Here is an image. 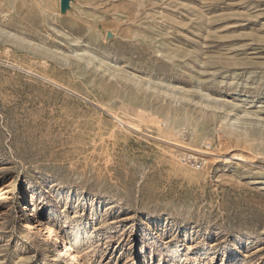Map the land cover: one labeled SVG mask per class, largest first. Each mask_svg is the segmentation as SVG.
Wrapping results in <instances>:
<instances>
[{"label": "rangeland", "instance_id": "obj_1", "mask_svg": "<svg viewBox=\"0 0 264 264\" xmlns=\"http://www.w3.org/2000/svg\"><path fill=\"white\" fill-rule=\"evenodd\" d=\"M65 5L0 0V264H264V0Z\"/></svg>", "mask_w": 264, "mask_h": 264}, {"label": "bare ground", "instance_id": "obj_2", "mask_svg": "<svg viewBox=\"0 0 264 264\" xmlns=\"http://www.w3.org/2000/svg\"><path fill=\"white\" fill-rule=\"evenodd\" d=\"M67 6H69V4H66L64 7H63V9H66V7ZM170 115H168L167 117H169ZM185 116V115H184ZM171 117V116H170ZM178 117V116H177ZM176 117V118H177ZM181 118L183 119V117L181 116ZM185 118V117H184ZM174 119V118H173ZM174 120H176V119H174ZM184 121H187L188 122V120H184ZM172 125H173V123H172ZM169 127V126H168ZM170 127H172V126H170ZM135 128V127H134ZM168 130H169V128H168ZM169 135H170V133H169ZM172 135V134H171ZM231 135V134H230ZM238 139H240V140H242L241 138H238ZM234 141V140H233ZM243 141H245L244 139H243ZM246 142V141H245ZM240 144V143H239ZM242 145V144H241ZM244 146V145H243ZM236 151V150H235ZM233 156H234V158L233 159H235V160H240L241 159V157L239 156V154H236V153H234L233 154ZM38 226H39V231H41V232H43V242L42 243H46L48 240H49V238H50V236H51V233H50V230L48 229V227L46 226V218L45 217H42V219H40L39 220V223L37 224ZM42 241V240H41ZM65 244V247L67 248L68 247V244L67 243H64ZM67 251V253L69 254V259H72L73 261H75V263H77L78 264V260H77V258H76V256L74 255V253L71 251V248L70 247H68V250H66ZM58 252L60 253L61 251L60 250H58Z\"/></svg>", "mask_w": 264, "mask_h": 264}, {"label": "water", "instance_id": "obj_3", "mask_svg": "<svg viewBox=\"0 0 264 264\" xmlns=\"http://www.w3.org/2000/svg\"><path fill=\"white\" fill-rule=\"evenodd\" d=\"M65 3H66V0H63V5H65Z\"/></svg>", "mask_w": 264, "mask_h": 264}]
</instances>
